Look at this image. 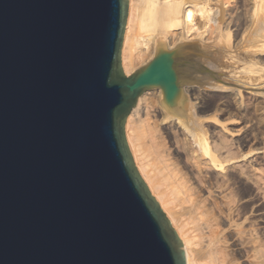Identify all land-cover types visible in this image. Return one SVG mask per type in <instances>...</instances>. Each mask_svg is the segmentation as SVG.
Segmentation results:
<instances>
[{"label":"water","instance_id":"95a60500","mask_svg":"<svg viewBox=\"0 0 264 264\" xmlns=\"http://www.w3.org/2000/svg\"><path fill=\"white\" fill-rule=\"evenodd\" d=\"M128 0H0V264H186L125 136L139 95L180 114L195 42L125 74Z\"/></svg>","mask_w":264,"mask_h":264},{"label":"bare ground","instance_id":"6f19581e","mask_svg":"<svg viewBox=\"0 0 264 264\" xmlns=\"http://www.w3.org/2000/svg\"><path fill=\"white\" fill-rule=\"evenodd\" d=\"M158 42H165L168 49L195 42V51H204L205 56L214 51L211 56L218 59L244 50L262 65L257 63L255 77L234 70L230 81L237 86L222 84L223 92L239 105L245 98L246 102L261 98L264 105V90L259 92L264 87V0H128L124 73L135 71L142 53L156 54ZM202 74L182 83L180 114L165 106L160 88L144 90L125 122L126 142L149 191L182 240L186 264H264L257 230L250 228L253 214L264 231V169L254 166L264 159L253 160L248 152L237 156V150L233 154L234 147L245 146L248 140L226 139L224 134L232 136L234 129L229 131L217 118L219 96L216 114L212 111L203 118L212 125H205L199 112L208 107L204 97L211 88L205 86L213 75ZM258 153L264 154V147Z\"/></svg>","mask_w":264,"mask_h":264},{"label":"rangeland","instance_id":"374dc122","mask_svg":"<svg viewBox=\"0 0 264 264\" xmlns=\"http://www.w3.org/2000/svg\"><path fill=\"white\" fill-rule=\"evenodd\" d=\"M142 44V43H141ZM206 45H208V46H210L211 45V43H208L207 42V44ZM223 47V46H222ZM168 48V47H167ZM225 48V47H224ZM216 50H221V49H219V48H217ZM223 50V49H222ZM198 50H196L195 51V56H194V59L191 61V63L188 65V74H189V76H188V78L189 79H193V78H200L201 77V74H202V76L204 75V74H208V71L209 72H212V75H213V77H210V79H209V81H210V83H207V86H205V87H208V88H211V89H208V91H207V94H206V97H204L205 99H204V103L206 102L207 103V101H208V105H206V106H208L209 107V109H208V107L205 109L206 111L205 112H199V114H200V116L202 117V119L203 118H205L204 116H206V118L207 117H209V115L211 114H213V112L215 111V109H214V106L216 105V103H217V101L218 100H216V98L217 99H219V101L221 102H219L221 105H219L218 107L221 109L220 111H219V108H217V112L216 113H218V114H216L215 112H214V114H216L217 115V118H219L218 120L220 121V122H222V124H224V125H226V127L229 129V131H232L233 129V133L231 132H229L228 131V133H230V134H232V136H230L229 134H224L225 135V137H226V139L227 140H229V139H233L234 138V140H248V144L246 143V145L245 146H236V147H234L233 149H234V151H233V154L235 153V151H236V155L237 156H239L238 154H242L243 152L245 153H247L248 152V157H250V156H252V157H250V158H252L253 160H255V159H259L260 160V163H261V161H263V159H264V154H262V155H259V154H261V153H258V151H259V149L261 150L263 147H264V110H263V107H264V105L262 104L263 102L261 101V98H257V99H247V100H250V101H247L246 102V98L244 99V101H243V103L242 104H240L239 105V103L238 102H236L235 100H233V99H230L231 97H229L228 95H230L228 92L226 93V92H223V85H224V87H225V85H227V87H236L237 86V84H236V82L235 81H230L231 80V76H234L236 73H238V71H239V73H241V72H243L244 71V73L246 74V73H250L251 75H250V77L251 76H253V77H255L254 75V70L256 71L257 70V68L259 67V66H256V65H258L259 64V62L257 61V59H255L254 60V58H252V57H248V56H246L244 53H245V51L244 50H240V51H242L241 53L239 52V50H237L235 53H234V55H228V53H225L223 56H225V59H224V57L223 58H221L222 56H220V59H218L219 57H215V56H211V54L212 53H214V51H212V53L211 54H207V56H205V53H204V55L202 54V52H204V51H202V52H200V51H198ZM225 51V50H224ZM154 54H155V52L154 53H151L150 51H148V52H145V53H142V56H141V59L139 58V60L136 62V65H135V68H134V70H136L137 68H139L140 66H142L143 64H145L146 62H148V61H150L152 58H153V56H154ZM226 54H227V56L229 57L228 59H230V60H228L226 57ZM238 56V57H236V56ZM241 55V56H240ZM235 56V61L233 60L234 57ZM196 57H198V58H196ZM206 58V60H208V61H205V62H209V63H205L204 61L202 62V60L201 59H203V58ZM231 57V58H230ZM244 57H245V59H244ZM146 58V59H145ZM238 58V59H237ZM251 58H252V60H254V61H252L251 60ZM219 61H218V60ZM240 59V60H239ZM231 60H233V61H231ZM243 60V61H242ZM247 60H248V62H247ZM250 60H251V62H250ZM261 60H264V59H261ZM223 61V62H222ZM256 61V62H255ZM139 62V63H138ZM238 64H237V63ZM245 62V63H244ZM252 63V65L250 64V63ZM264 62V61H263ZM235 63V64H234ZM248 63V64H247ZM256 63V64H255ZM258 63V64H257ZM226 64V65H225ZM243 64H245V65H243ZM255 64V65H254ZM138 65V66H137ZM242 65V66H241ZM259 65H262V64H259ZM225 66V67H224ZM231 66V67H230ZM238 66L240 67V68H238ZM222 68V69H221ZM233 68V69H232ZM253 68V69H252ZM237 69V70H236ZM243 69V70H242ZM234 70H236L235 72L236 73H234ZM248 70V71H247ZM249 70H253V71H249ZM201 71V72H200ZM192 72H194V73H196V74H198V75H196V77H193L194 75V73H192ZM216 73V74H215ZM192 74V75H191ZM191 75V76H190ZM227 77V78H226ZM207 81V80H206ZM202 83H204V82H202ZM206 84V83H205ZM223 84V85H222ZM218 85H220L221 87H219V88H217V86ZM212 87H213V89H212ZM222 89V90H221ZM251 89V88H250ZM255 90L257 89L258 91H259V89L260 88H254ZM253 89V90H254ZM161 90V89H160ZM241 90H243V91H246L245 89H242L241 88ZM256 90V91H257ZM263 90H264V87L262 88V89H260V91L259 92H263ZM162 92V91H161ZM212 93V94H211ZM208 94H210V95H208ZM220 95H222L223 97H221ZM245 95V94H244ZM209 96H213L212 98L211 97H208ZM216 96V97H215ZM231 96V95H230ZM227 97V98H226ZM211 98V99H210ZM228 99V100H227ZM230 99V100H229ZM260 99V100H259ZM211 100V101H210ZM214 100V101H213ZM216 100V101H215ZM233 100V101H232ZM257 100H258V102H257ZM225 101V102H224ZM227 101V102H226ZM229 101V102H228ZM209 102H211V103H209ZM213 102H215V104L213 103ZM223 102V103H222ZM234 102V103H233ZM249 102V103H248ZM254 102H256V103H254ZM260 102V103H259ZM237 103V104H236ZM252 103V105H250ZM254 103V104H253ZM245 104V105H244ZM262 104V105H261ZM239 105V106H238ZM260 105V106H259ZM224 106V107H223ZM236 106V107H235ZM243 106H245V107H243ZM257 108H256V107ZM240 107V108H239ZM262 108V109H261ZM258 109V110H257ZM213 111V112H212ZM262 111V112H261ZM212 112V113H211ZM207 114H209L208 116H207ZM208 120H209V118L208 119H203V121L205 122V125H207V126H209V125H212V122H211V120H209V123H208ZM232 120V121H231ZM223 121H224V123H223ZM225 121H227L226 123H225ZM229 121V122H228ZM230 121H231V123H230ZM207 123V124H206ZM233 129H232V128ZM231 128V129H230ZM236 128H238V129H240L238 132L239 133H237V132H234V131H237L238 129H236ZM237 133V134H236ZM234 134V135H233ZM224 135H223V140H225V138H224ZM236 138H235V137ZM231 137V138H230ZM229 138V139H228ZM240 149H241V151H240ZM251 151V152H250ZM235 155V154H234ZM247 155V154H246ZM254 156V157H253ZM260 156V157H259ZM256 157H259V158H256ZM263 157V158H262ZM239 158V157H238ZM237 158V159H238ZM262 158V159H261ZM258 160V161H259ZM264 162V161H263ZM254 166H262L261 168L262 169H264V163H261V165H254ZM258 175V174H257ZM253 215V214H252ZM252 215H250L251 216V220H252V222H250V223H252V225H250V228L252 229H254V228H256L255 229V231H256V233H258V234H256L257 236H258V242L260 243H264V241H262V240H264V239H262V238H264V236H262V235H264L263 233H264V231L261 229L260 230V228H259V223H258V221L257 220H255V222H254V220L253 219H255V216H252ZM254 223V224H253ZM254 231V232H255ZM261 232V233H260ZM263 232V233H262ZM261 235V236H260ZM259 236H260V238H259ZM261 240V241H260ZM258 242H257V245H259L258 244ZM260 243V245H259V249H261L262 247V250H264V244H261ZM263 245V246H262Z\"/></svg>","mask_w":264,"mask_h":264}]
</instances>
